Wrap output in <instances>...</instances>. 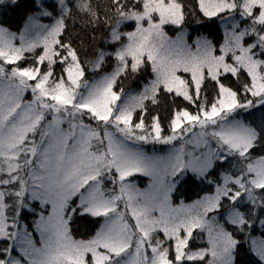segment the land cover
<instances>
[{
    "label": "snow or ice",
    "instance_id": "1",
    "mask_svg": "<svg viewBox=\"0 0 264 264\" xmlns=\"http://www.w3.org/2000/svg\"><path fill=\"white\" fill-rule=\"evenodd\" d=\"M0 14V264H264V0Z\"/></svg>",
    "mask_w": 264,
    "mask_h": 264
},
{
    "label": "trees",
    "instance_id": "2",
    "mask_svg": "<svg viewBox=\"0 0 264 264\" xmlns=\"http://www.w3.org/2000/svg\"><path fill=\"white\" fill-rule=\"evenodd\" d=\"M23 15V9L18 10L17 12H9L7 14L6 22L12 25L13 30H15L16 24L19 22L20 17ZM0 19H5V17L0 14ZM134 86V85H133ZM245 259H247L245 257Z\"/></svg>",
    "mask_w": 264,
    "mask_h": 264
}]
</instances>
